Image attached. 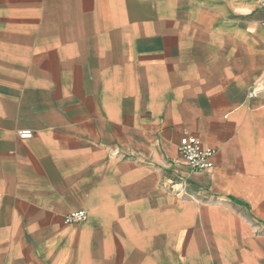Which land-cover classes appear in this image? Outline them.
Listing matches in <instances>:
<instances>
[{"label":"crops","instance_id":"obj_1","mask_svg":"<svg viewBox=\"0 0 264 264\" xmlns=\"http://www.w3.org/2000/svg\"><path fill=\"white\" fill-rule=\"evenodd\" d=\"M0 264H264V0H0Z\"/></svg>","mask_w":264,"mask_h":264},{"label":"built area","instance_id":"obj_2","mask_svg":"<svg viewBox=\"0 0 264 264\" xmlns=\"http://www.w3.org/2000/svg\"><path fill=\"white\" fill-rule=\"evenodd\" d=\"M19 138L21 140H30L33 138V132L23 130L19 132ZM177 153L185 166L194 171L205 172L213 168V158L217 151L205 147L197 137L188 135L180 140ZM65 218L67 226H76L84 224L88 216L85 211H78L67 214Z\"/></svg>","mask_w":264,"mask_h":264}]
</instances>
